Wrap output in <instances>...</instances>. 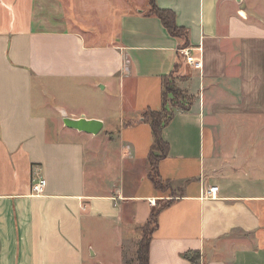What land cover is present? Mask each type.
Here are the masks:
<instances>
[{
    "label": "crops",
    "instance_id": "obj_1",
    "mask_svg": "<svg viewBox=\"0 0 264 264\" xmlns=\"http://www.w3.org/2000/svg\"><path fill=\"white\" fill-rule=\"evenodd\" d=\"M154 1L183 35L151 0H0V264H134L164 197L150 264H264V0ZM170 75L192 96L163 129L177 195L150 177L143 116Z\"/></svg>",
    "mask_w": 264,
    "mask_h": 264
},
{
    "label": "trees",
    "instance_id": "obj_2",
    "mask_svg": "<svg viewBox=\"0 0 264 264\" xmlns=\"http://www.w3.org/2000/svg\"><path fill=\"white\" fill-rule=\"evenodd\" d=\"M151 11L156 13L167 26L171 33L175 35H183L184 27L177 23L176 14L173 9L163 8L158 6L154 0H151ZM173 75L164 77V93H163V104L160 109L148 108L143 112L145 120H147L152 127L154 134V142L150 150V177L152 178L155 186L162 190H166L163 185V181L169 184V181H165L159 171V162L169 152L170 144L163 136V129L173 118L175 113V107L187 109L189 103L192 102V96L186 91L180 89ZM187 101V103L184 102ZM171 104V106H170ZM172 189V187H171ZM163 206L156 207L150 214L149 219L143 225V236L138 242V248L136 251L135 263L134 264H150V242L153 236L154 230L158 225V215ZM153 222V227L148 232L147 225ZM184 256L190 259L194 263H199L201 258V252L188 251L184 253Z\"/></svg>",
    "mask_w": 264,
    "mask_h": 264
},
{
    "label": "built area",
    "instance_id": "obj_3",
    "mask_svg": "<svg viewBox=\"0 0 264 264\" xmlns=\"http://www.w3.org/2000/svg\"><path fill=\"white\" fill-rule=\"evenodd\" d=\"M182 51L185 55L186 62L192 65L194 68H202L204 65L203 55L200 54L199 56L193 54L191 49L188 46L182 47ZM46 187V179L44 177H40L36 180L33 184V189L36 193H42ZM219 191L218 185H212L208 187L204 195L206 197H216Z\"/></svg>",
    "mask_w": 264,
    "mask_h": 264
},
{
    "label": "water",
    "instance_id": "obj_4",
    "mask_svg": "<svg viewBox=\"0 0 264 264\" xmlns=\"http://www.w3.org/2000/svg\"><path fill=\"white\" fill-rule=\"evenodd\" d=\"M63 120L68 127L91 133H98L104 126V121L102 119L89 118L85 115H81L80 117L65 115Z\"/></svg>",
    "mask_w": 264,
    "mask_h": 264
},
{
    "label": "rangeland",
    "instance_id": "obj_5",
    "mask_svg": "<svg viewBox=\"0 0 264 264\" xmlns=\"http://www.w3.org/2000/svg\"><path fill=\"white\" fill-rule=\"evenodd\" d=\"M173 77V80H175V83H176V85L180 88V89H182V90H185V89H183L181 86H180V81H178L179 79H178V77L177 76H172ZM77 99H79V100H81L82 99V102L84 103V104H87L88 106H90V102L92 101V100H90L87 96H85L84 98H80V97H78ZM184 102L185 103H187V101L186 100H184ZM170 106H171V104H170ZM178 108V107H177ZM176 107H175V109H177ZM163 185H164V188L166 189V190H170V194L172 195V194H174V195H177L178 193H177V189H175V188H173L172 186V189H171V187H169V184L167 183V182H164L163 181ZM168 200H169V198H167V197H164V198H162V199H159L157 202H156V207H160V206H163V205H165L167 202H168ZM153 222H150L148 225H147V229H148V232L151 230V228L153 227ZM104 234H105V232H104ZM99 240H98V244H100V245H102V247H104L105 249H107L106 248V245H107V242L105 241V239H104V237L102 236V235H100L99 237ZM106 244V245H105Z\"/></svg>",
    "mask_w": 264,
    "mask_h": 264
}]
</instances>
